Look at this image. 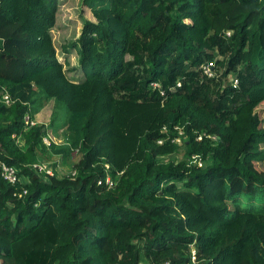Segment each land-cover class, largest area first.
I'll list each match as a JSON object with an SVG mask.
<instances>
[{"label": "trees", "instance_id": "16d2710c", "mask_svg": "<svg viewBox=\"0 0 264 264\" xmlns=\"http://www.w3.org/2000/svg\"><path fill=\"white\" fill-rule=\"evenodd\" d=\"M60 5L0 0V262L264 264V0H83L81 82ZM50 152L72 173L29 167Z\"/></svg>", "mask_w": 264, "mask_h": 264}, {"label": "rangeland", "instance_id": "374dc122", "mask_svg": "<svg viewBox=\"0 0 264 264\" xmlns=\"http://www.w3.org/2000/svg\"><path fill=\"white\" fill-rule=\"evenodd\" d=\"M86 20L94 21V18L89 9L83 5V0H61L60 10L57 16V24L52 31V35L59 60L63 64H66L64 65V70L68 78L74 82H81L85 79V76L84 73L79 69L80 56L78 54V50L72 49L69 46L76 43ZM66 48L69 50L66 51ZM52 104L53 101L41 111V113H43L42 116H37V119L41 124H49L52 111V108L49 107V105ZM258 111L261 113L264 120V105L259 107ZM50 135L52 138L51 141L55 142L59 147L65 145V129L58 132L53 130L50 132ZM38 159L40 160L39 163L43 162L50 165V167H52L54 170V174L62 177L72 173V166L74 163L79 161V156L71 155V159H68L63 155H56L50 152L48 154H40ZM165 160L181 162L184 160L183 152L180 151L176 154L170 155ZM259 169L264 171V162L259 163ZM244 200L246 201V198ZM255 204L258 206L259 203L256 202ZM0 260H2V257H0ZM0 264H11V262H0ZM144 264L148 263L144 262Z\"/></svg>", "mask_w": 264, "mask_h": 264}, {"label": "built area", "instance_id": "2783aa9c", "mask_svg": "<svg viewBox=\"0 0 264 264\" xmlns=\"http://www.w3.org/2000/svg\"><path fill=\"white\" fill-rule=\"evenodd\" d=\"M203 69H204V73L207 76H209V77L215 76V74L213 72L214 70H213V64L212 63L204 66ZM0 95H2V97H3L2 100L4 101L5 104L9 105L12 103V100H11V98L7 92L0 91ZM25 121L30 126H35L38 124V122L35 120H32L29 115H27L25 117ZM51 139L52 138H51L50 132H48V135L44 138L43 141L46 145H50V143L52 142ZM178 141L180 142V140H178ZM76 155L77 154H74V156H76ZM199 164L201 165V163H199ZM0 167H1V171H2V176L6 181H8L11 184H16L18 182V180H19L18 170L15 167L8 166L5 163H1ZM29 167L32 170H34V171H36L39 174H42L44 176H54L55 175L53 168L50 167V165L43 163V162L39 163V161H38V162L30 165ZM73 175H75V172H73ZM106 183L109 184L110 187L113 186V183L110 182V179H108ZM194 252L195 251L193 250V255H195ZM193 262H195V256L193 257ZM166 264H169V263H166Z\"/></svg>", "mask_w": 264, "mask_h": 264}, {"label": "crops", "instance_id": "0c3cea01", "mask_svg": "<svg viewBox=\"0 0 264 264\" xmlns=\"http://www.w3.org/2000/svg\"><path fill=\"white\" fill-rule=\"evenodd\" d=\"M40 115V114H39Z\"/></svg>", "mask_w": 264, "mask_h": 264}]
</instances>
